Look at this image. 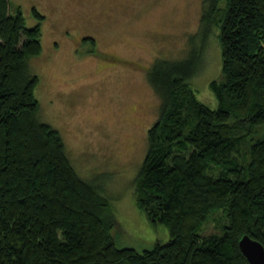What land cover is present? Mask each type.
I'll use <instances>...</instances> for the list:
<instances>
[{
  "label": "trees",
  "instance_id": "trees-1",
  "mask_svg": "<svg viewBox=\"0 0 264 264\" xmlns=\"http://www.w3.org/2000/svg\"><path fill=\"white\" fill-rule=\"evenodd\" d=\"M213 26L215 106L188 83L198 49L147 69L159 103L131 184L137 206L169 235L138 250L117 244L110 199L40 114L30 67L39 23L0 0V264H249L240 235L264 245V0H202L191 45ZM210 219L216 229L205 233Z\"/></svg>",
  "mask_w": 264,
  "mask_h": 264
},
{
  "label": "rangeland",
  "instance_id": "rangeland-1",
  "mask_svg": "<svg viewBox=\"0 0 264 264\" xmlns=\"http://www.w3.org/2000/svg\"><path fill=\"white\" fill-rule=\"evenodd\" d=\"M11 2L20 5L26 24L40 26L42 48L30 58L39 76L40 114L59 130L79 174L110 199L117 244L141 250L165 240L166 227L140 210L131 184L159 103L147 69L156 57H184L191 46L198 49L197 70L188 83L200 100L216 105L209 87L220 71L216 28L203 43L199 34L198 48L189 42L202 0ZM215 229V220L203 224L205 233Z\"/></svg>",
  "mask_w": 264,
  "mask_h": 264
},
{
  "label": "water",
  "instance_id": "water-1",
  "mask_svg": "<svg viewBox=\"0 0 264 264\" xmlns=\"http://www.w3.org/2000/svg\"><path fill=\"white\" fill-rule=\"evenodd\" d=\"M238 245L249 264H264V245L260 240L242 233L238 238Z\"/></svg>",
  "mask_w": 264,
  "mask_h": 264
},
{
  "label": "flooded vegetation",
  "instance_id": "flooded-vegetation-1",
  "mask_svg": "<svg viewBox=\"0 0 264 264\" xmlns=\"http://www.w3.org/2000/svg\"><path fill=\"white\" fill-rule=\"evenodd\" d=\"M84 34V33H83ZM112 58H115V59H121V57L120 56H117V55H115V54H109Z\"/></svg>",
  "mask_w": 264,
  "mask_h": 264
}]
</instances>
